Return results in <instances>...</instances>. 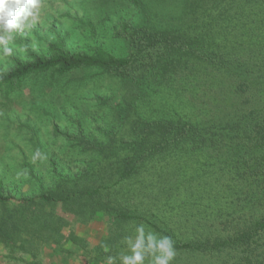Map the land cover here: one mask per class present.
I'll return each mask as SVG.
<instances>
[{"label":"rangeland","instance_id":"1","mask_svg":"<svg viewBox=\"0 0 264 264\" xmlns=\"http://www.w3.org/2000/svg\"><path fill=\"white\" fill-rule=\"evenodd\" d=\"M196 1L191 11L183 0H43L37 22L7 44L9 54L0 43L1 76L16 59L46 54L58 39L73 53L101 47L125 57L132 50L119 32L129 23L222 46L240 62L246 58L249 79L257 77L246 83V76L190 55L169 61L151 80L149 71L122 78L85 68L34 77L1 95L0 190L16 199L53 194L57 201L0 204L6 230L0 264H106L108 255L127 251L123 237L141 223L175 242H224L264 217V182L249 184L238 154L219 145L158 151L133 176L119 179L139 158L138 135L149 122L206 124L219 114L264 121V0ZM104 208L142 216L156 228ZM174 264H264V231L220 250H177Z\"/></svg>","mask_w":264,"mask_h":264},{"label":"trees","instance_id":"2","mask_svg":"<svg viewBox=\"0 0 264 264\" xmlns=\"http://www.w3.org/2000/svg\"><path fill=\"white\" fill-rule=\"evenodd\" d=\"M130 2L133 5H140L139 0H115ZM201 1V0H198ZM187 3L188 9L195 10L196 0H183ZM193 6V7H192ZM198 6H196V9ZM119 36L123 37L131 46V53L125 57H116L101 47H96L92 52H70L65 46L64 39H58L52 42L48 47L46 54L29 53L27 60L16 59L13 68L0 76V96L9 97L17 91L23 89L26 83L34 77L54 73L57 76H64L73 71L85 68L103 69L117 77H128L130 74L142 70L145 73L149 71L148 80L153 79L160 69L169 61L174 62L177 57L192 56L199 61L214 66L217 70L236 75L237 77L246 76L244 82L256 81L249 79L251 74L245 65L248 60L240 62L238 57L229 52L225 53L221 47L210 48L203 39L195 36H186L181 31L174 32L167 30H158L150 28H133L129 23L121 25ZM215 45L218 41L214 39ZM239 75V76H238ZM144 76V75H143ZM138 78V77H137ZM137 78L135 81H137ZM157 80V78H155ZM55 134L68 137L67 134L55 128ZM141 154L139 158H134L129 162L126 170L120 176L124 180L133 176L145 163L147 158L153 157L158 151H165L173 146L183 144H195L198 148L201 146H211L215 148L226 147L229 151L238 154V161L246 165L244 170L245 177L252 180L249 184L264 182V121L253 118L251 114H238L233 118L224 114L210 119L206 124H189L186 122H149L139 132ZM210 147V148H211ZM202 148V147H201ZM257 160L260 161L257 164ZM261 184V186H263ZM257 187V186H256ZM101 188H97L88 193L89 197H95L99 194ZM57 201L53 194H42L36 198L16 199L5 194L0 190V204L8 205H33L36 203L52 204ZM104 211L117 219L137 220L146 222L149 226L156 228L144 217L125 213L122 210L107 209ZM259 230L264 231V217L257 218L254 225L248 228L236 239H226L224 242H175L177 250H198L214 251L220 250L233 243H247L253 238ZM6 230L0 226V238L4 237Z\"/></svg>","mask_w":264,"mask_h":264},{"label":"clouds","instance_id":"3","mask_svg":"<svg viewBox=\"0 0 264 264\" xmlns=\"http://www.w3.org/2000/svg\"><path fill=\"white\" fill-rule=\"evenodd\" d=\"M42 6L43 0H0V43L5 45V55L11 51L7 44L15 34L37 22ZM123 242L127 251L108 255L106 264H174L177 256L171 236L161 235L143 223L136 226L134 235H125ZM104 250L110 251L107 245Z\"/></svg>","mask_w":264,"mask_h":264}]
</instances>
